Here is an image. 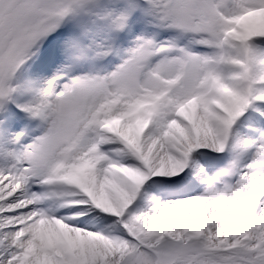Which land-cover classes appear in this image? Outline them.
Returning <instances> with one entry per match:
<instances>
[{
    "label": "snow or ice",
    "instance_id": "obj_1",
    "mask_svg": "<svg viewBox=\"0 0 264 264\" xmlns=\"http://www.w3.org/2000/svg\"><path fill=\"white\" fill-rule=\"evenodd\" d=\"M0 264H264V0H0Z\"/></svg>",
    "mask_w": 264,
    "mask_h": 264
}]
</instances>
